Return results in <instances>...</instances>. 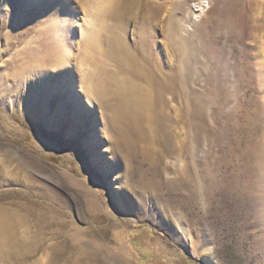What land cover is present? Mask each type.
Here are the masks:
<instances>
[{
  "label": "rangeland",
  "instance_id": "374dc122",
  "mask_svg": "<svg viewBox=\"0 0 264 264\" xmlns=\"http://www.w3.org/2000/svg\"><path fill=\"white\" fill-rule=\"evenodd\" d=\"M106 1L0 0V158L11 160L0 170V264H264V0H112L124 17L112 7L99 21L105 48L120 38L138 55L148 34L155 61L206 99L202 131L167 94L158 115L145 110L157 124L136 134L112 123L116 84L95 106L79 85L84 57L130 77L117 56L84 48L88 15ZM60 42L72 90L54 88L67 76Z\"/></svg>",
  "mask_w": 264,
  "mask_h": 264
},
{
  "label": "bare ground",
  "instance_id": "6f19581e",
  "mask_svg": "<svg viewBox=\"0 0 264 264\" xmlns=\"http://www.w3.org/2000/svg\"><path fill=\"white\" fill-rule=\"evenodd\" d=\"M99 4H101V3H99ZM112 7H113L112 6V0H107L104 3V5L102 6V9H101L102 11L96 10L94 12V14H89V15L87 14L88 15V18L86 20L87 28L85 30L81 31V36L83 37V42H85L84 48L88 54H92V55L94 54L97 56L98 55L102 56L106 53L107 56H109L111 58L117 56V58L120 59L122 61V63L124 62V65H123L124 69L129 71L130 77L125 78L121 83V82H119L118 78L113 73H111V71L109 72L107 69H105V67H102L105 65L103 62H101V60H98L99 58L94 60L91 58L88 59V57L85 59V57H84V60H83L84 66L83 67L84 68L86 67L85 71H84L85 77L82 79V86H81V84H79V85H80L81 90L85 93V96L88 97L90 102H92V104H93L92 106H95L97 103L102 104V103L106 102V98H108V93H109V86L116 84V86L119 88V89H117L116 92L118 95L120 93H122L123 98H121V100H119V103H117L116 105H113L114 111H116L118 113V115L114 116L112 118V123H114V126L116 127V129H119V128L125 129L123 127L126 126L128 128V131L136 134V132L143 130L142 129L143 125H148V124H150V122L152 123L151 116L148 114V112L150 113L151 110L148 112H146L145 110L148 108H151L153 110L155 109L156 115H158V111L160 110L159 106H160V108H163L162 104L163 103L166 104V101L164 99H166L167 94H171V95H173V97L175 95V97L180 98V100L182 102V104H181L182 109H183L182 116L184 119H187L190 117L199 118L200 121L196 123V129H198V131H199L201 128L200 127L201 119L204 116V104H206L205 103L206 102L205 97L198 95V93H197V95L195 93V95H196L195 97L194 96L191 97V94L190 95L188 94L189 91L187 90V87H186L187 86L186 76L182 71H180V69L175 68L176 66L174 67L172 64H169L166 62L165 63L163 62V64L159 65L158 62L155 61V57L153 56V53H152L153 48L151 46V40H150V37L148 34H144L145 38L141 37L139 39V42L140 41L142 42L141 43V50L142 51L138 55H136L135 53L133 54V52H131L133 50H130L129 45L127 43H124L122 40H120V38L116 39V40H110L109 48L108 49L105 48V46L103 44V38H104L103 36L104 35H103L101 29L99 28L101 25V23H99V21L103 22L104 27L106 26L105 19H107L108 14L111 13ZM113 9H114V7H113ZM122 12H124V10L119 5H117L115 7V9L113 10L114 15L120 16L123 14ZM123 15H122V17H124ZM61 19L64 22V24L69 23L67 21L66 17H62ZM171 21L173 22V20H171ZM173 23H175V22H173ZM3 24H4V22H3ZM1 28L2 27H0V29ZM60 30H62V29H60ZM65 30L68 33H70V38L74 39V32L71 33L70 29H65ZM67 32H65V33H67ZM9 33H10V31H9ZM148 33H149V31H148ZM174 34H177V33H174ZM11 36H13V35H11ZM179 36H177V37H179ZM174 38H176L175 35H174ZM67 39H68V37H67ZM178 39H175L176 42ZM61 40L63 41L64 39H61ZM175 40H173V41H175ZM182 40L183 39H181V41ZM179 41H180V39H179ZM67 42L66 43L60 42V47L54 53L55 54L54 57L56 58L55 61H58L57 63H59V61L61 60L63 63V66L65 68V71L67 73V76L65 77L64 81L62 83L58 82L56 84V86H54L55 89L56 88L58 89L59 85L60 86L63 85V86L69 87L70 90H72L74 88V86H76L75 83H77V81H78V80L77 81L74 80V74H72L71 65L70 64L67 65V63L70 62V58H71L70 48H69ZM111 47L113 49H111ZM186 47H188V46H186ZM190 50L191 49L189 48V50L188 51L186 50V51L189 52ZM52 51H53V49H52ZM49 53H51V51ZM28 57H30L31 61L34 64H37V65L42 64L45 66L48 64L47 62H45L46 59L41 58L39 56V54L36 56V54H34L32 51L31 52L29 51ZM49 58H50V56H49ZM100 59H104V58L102 57ZM85 64H87V65H85ZM93 65L97 66L98 75H94L92 72L93 75L90 76L89 73H87V71H89L88 67H89V69L93 68L92 67ZM51 66L52 65H49V67H51ZM54 66H55V64H54ZM58 66H60V64ZM99 66H100V68H99ZM179 67L181 68V65ZM140 81L145 82V84L147 83V86H145V84L143 86ZM121 84L124 85L123 89H121L122 88ZM121 104L125 105V108L122 109L123 105L121 106ZM100 110H101V108H100ZM4 117H6V116H4ZM154 119H156V116L154 117ZM154 123H156V121H154ZM154 123H152V125ZM202 123H203V120H202ZM154 126H155V124H154ZM150 127H151V125H150ZM153 128H151V129H153ZM122 129H121V131L125 132ZM200 131H202V130H200ZM153 134H155V133H153ZM131 137H133V136H131ZM135 138H133V139H135ZM123 139L125 140L126 138L123 137ZM128 139L129 138L127 137V140ZM198 139H199V137H198ZM182 143H183V141H182ZM182 145H185V144H182ZM5 146H9V148H8L9 152H16V153L21 152L20 149H18L16 147H12L11 144L8 142H5ZM181 147L183 148V146H181ZM180 153H182V152H180ZM19 156L22 160H25V158L27 157V154L25 152H23V154L22 155L20 154ZM10 162H11V160L8 157L0 158V170L1 169L6 170L8 165L11 164ZM7 224H8V219L5 218V216L0 215V243L7 238ZM8 226H9V224H8Z\"/></svg>",
  "mask_w": 264,
  "mask_h": 264
}]
</instances>
